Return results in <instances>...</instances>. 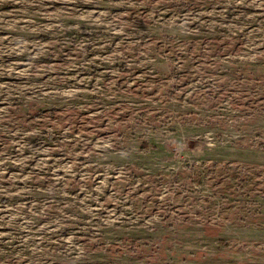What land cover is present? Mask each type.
I'll list each match as a JSON object with an SVG mask.
<instances>
[{
    "label": "rangeland",
    "instance_id": "374dc122",
    "mask_svg": "<svg viewBox=\"0 0 264 264\" xmlns=\"http://www.w3.org/2000/svg\"><path fill=\"white\" fill-rule=\"evenodd\" d=\"M0 264H264V0H0Z\"/></svg>",
    "mask_w": 264,
    "mask_h": 264
}]
</instances>
